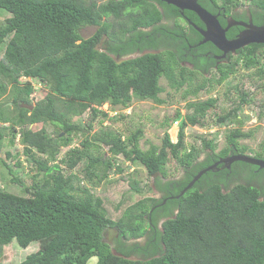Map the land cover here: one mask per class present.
<instances>
[{
  "label": "trees",
  "instance_id": "trees-1",
  "mask_svg": "<svg viewBox=\"0 0 264 264\" xmlns=\"http://www.w3.org/2000/svg\"><path fill=\"white\" fill-rule=\"evenodd\" d=\"M198 2L204 8L219 5L226 14L239 5V0ZM250 2L264 9V0ZM0 10L9 14L0 22V122L10 123L5 130L11 145L17 142L16 126L21 128L22 145L15 155L5 151L0 161L11 173L8 160L14 157L21 166V154L35 166L29 182L12 176L23 194L0 186V264L13 241L22 248L33 244L15 264H87L92 257L97 258L95 264H264V168L237 160L223 168L220 162L179 195L198 171L249 150L239 142L253 135L252 129L242 128L249 118L241 112L249 102L242 81L230 83L228 89L237 93L238 103L220 114L213 111L216 98L199 99V94L235 78L240 70L262 81L258 87L264 92V61L256 47H245L216 64L202 55L210 49L208 44L190 48L184 57L187 42L165 45L166 38L158 51L123 58L140 41L147 42L141 49L159 47L141 27L152 26L164 34V17L198 22L193 11L161 0H0ZM87 26L95 30L84 37L81 30ZM184 59L195 67L182 65ZM198 75L200 82L195 81ZM161 79L175 90L192 85L183 96L193 99H187L185 114L177 109L158 123L165 126L161 144L143 149L140 126H129L126 114L109 118L96 105L126 107L134 98L162 104ZM35 92L39 95L33 101ZM88 107L90 118L100 113L101 123L120 120L122 131L100 129L88 135L93 121L81 120ZM209 111L217 115V124L228 127L225 143L216 152L212 139L201 138L207 151L198 159L197 150L185 143L184 129L187 124L203 126ZM263 115L260 108L258 116ZM3 137L0 129V148ZM118 156L154 176L159 196L153 193L123 205L113 219L103 197L81 185L73 168L80 165L92 187L107 181L113 169L133 195H143L135 173L126 175L129 166L123 167ZM170 159L181 168L179 175L169 174ZM109 228L116 230L111 243L105 240Z\"/></svg>",
  "mask_w": 264,
  "mask_h": 264
},
{
  "label": "rangeland",
  "instance_id": "rangeland-1",
  "mask_svg": "<svg viewBox=\"0 0 264 264\" xmlns=\"http://www.w3.org/2000/svg\"><path fill=\"white\" fill-rule=\"evenodd\" d=\"M246 1L247 0H239V5L246 3ZM8 15L9 14L7 12L0 10V22H2ZM94 30V26L83 27V29L81 30V34L82 36L87 37L91 35ZM2 51L3 50H0V54L2 53ZM259 57L262 58V60L264 61V52L262 55L260 54ZM245 73L249 72L240 70L235 76V78L232 77V79H226L219 84L214 83L212 89L209 92H206L205 90H202L200 92L199 99H205L208 95H211L212 97L216 98V107L213 111L215 113L220 114L238 103L237 93L232 89L229 90L228 87L230 86V83H236L238 81L240 82L241 80L242 86L244 87L243 90L249 93V102H246L242 105L243 107L241 109V112L243 114H247L250 117L246 120L242 128L243 130L252 129L253 135L249 138L240 139L239 142L249 147V150L246 151V154L255 157H260L261 155H264V150L261 148V145L264 143V115L260 118L258 116V112L260 108L264 110V92L263 90H261V88L258 87L259 83H261L262 81H257L254 77L247 78L243 75ZM27 80L30 79L28 78ZM20 81L25 82L21 79ZM195 81L200 82L201 76L198 75ZM160 82L165 85V90L160 93V97L165 100L164 103L157 104L151 100H141L134 98L129 104V112L127 113V124L134 129L140 126L144 131V134L139 141L140 146L143 149H146L150 143L160 145L165 126H159L158 123L165 117L172 116L177 109H179L183 114H185L187 112L185 106L187 99H193L192 96H183V91L188 87L186 84L178 90H175L174 88H171L169 85H167L164 79H161ZM35 84L38 83L35 81ZM189 87L192 88V85H190ZM228 90L229 93L225 94ZM38 95L39 92H35L34 94H32L33 101L36 100ZM102 105H104L101 108L102 110H105L106 108L110 107L107 106V104L105 103ZM118 107L119 106H115L114 109H117ZM213 111H209L208 114L205 115V117L203 118V126H191L187 124L184 129L185 143L189 148L194 147L197 150L198 159H202L207 151V148H204L202 145L201 138H205L206 140L212 139L217 144L215 148L216 152L219 151L225 143V133L228 127L226 128V126L224 125L217 124V115L214 114ZM89 113L90 107H88L81 116V120L84 123L93 121L91 122L93 124L90 128L88 135L100 129H110L121 132L124 127V123H122L120 120H103V122L101 123L99 120L103 117L100 113L97 118H94V120L93 117L90 118ZM74 119L77 120V117H74ZM230 127L232 128L233 125H231ZM176 128L177 125L174 124V129ZM3 133L4 137L1 142L0 156L4 158L5 151H11L12 155H15L16 149L18 148L19 150H21L22 145L18 143V139L16 140V145H11L8 141L9 134L7 130L3 129ZM171 137L173 141L176 140L175 134H173ZM77 138L79 139V136H77ZM77 141L78 140L76 139L75 143H77ZM12 158L13 159L8 160L11 165L12 173L0 161V186L4 187L3 189L13 191L14 193L23 194V187L20 183L14 182L12 180V176L13 174H15L20 179H24L25 181L29 182L32 179L33 173L35 172V166L31 162L28 163L24 154H21L18 157V159L21 161V166L20 164H16V158ZM118 159L120 160L119 162L122 163L123 167H125L126 165L129 166V171L126 173V175L132 172L133 174L135 173V178L139 180V185L143 187V195H137L136 193L135 195H133L126 181H124V179H120V175L112 172L113 169L110 171V178H108L107 181L103 182L100 186L92 187L91 183L87 180L86 177H84V174L79 171L80 165L73 168V170L75 172H78L81 176V185L91 187L90 189L93 193L103 197L107 214L113 219H116L120 215L119 212L123 205H129L136 201L138 198H144L145 195L150 196L154 193L155 195L157 194L159 196V194L153 187L154 176H148L143 166L139 165L138 163H135L132 166H130L128 163L125 164L123 161H121L123 160L122 156H118ZM180 170L181 168L176 165L173 160L170 159L168 164L169 174L173 176L179 175ZM126 175H124V177ZM40 177L42 176L40 175ZM148 187H151V190H148ZM115 235L116 230L114 228H109L108 231L105 233V240L111 243V239ZM30 245L27 248H29ZM6 247L8 250H6V252L4 253V257L2 258L3 264H15L19 262L28 250L27 248H22L18 246L15 241L11 242L10 245H7ZM96 261L97 258L92 257L87 262V264H95Z\"/></svg>",
  "mask_w": 264,
  "mask_h": 264
},
{
  "label": "flooded vegetation",
  "instance_id": "flooded-vegetation-1",
  "mask_svg": "<svg viewBox=\"0 0 264 264\" xmlns=\"http://www.w3.org/2000/svg\"><path fill=\"white\" fill-rule=\"evenodd\" d=\"M251 0H247L246 3L240 4L236 7H233L230 13L226 14L225 12H222L221 8L219 5L217 6H212L210 8H205L208 10L211 14H213L219 24L225 28V36L227 39L232 40L238 37L242 32L245 30H248L254 26H264V9L261 8L260 5L258 4H252L250 2ZM199 3V2H198ZM200 4V3H199ZM159 7V6H158ZM182 11V10H181ZM198 17V16H197ZM163 24L168 27V30H166V34L169 36H166V34H162L159 31H155V29L152 26L148 27H141L142 32H149L148 34L144 35L146 38H149L150 36L153 37V40H156V44L159 46L158 48L155 47L153 49H147L143 48L141 49L146 41H143L139 43V47L136 48L134 51H132L130 54L125 55L123 58H129V57H135L140 54H143L144 52L148 50L152 51H158L161 48V41H165L166 38L167 40L164 42L165 45H177L178 43L181 42V40H185L187 42L188 47L184 48L186 51L185 53H182L184 57H186L189 54L190 48L194 46H200V45H205L208 44V47L210 48L209 50L205 51L202 55L214 59L216 61V64L225 62L227 61L230 57L236 56L240 54V52L245 48V47H256V51H259V54H263L264 52V44L263 43H250L248 45H245L241 48H237L234 51L231 50H223L218 48L216 45H214L210 40H204V36L202 35L200 30H205L207 28V24L203 23L199 17H198V22H194L190 20L188 17L186 18H175L174 16L170 17H164L163 18ZM177 23L182 25L183 27L179 26V30L181 33L179 34L176 29ZM158 25V24H156ZM175 28V30H174ZM150 34V35H149ZM151 39V38H150ZM196 41V43H195ZM192 56V55H191ZM182 65H186L187 67L194 68L195 65L189 61V60H183L180 61ZM189 65V66H188ZM189 67V68H190ZM246 154V153H245ZM236 155V154H232ZM228 155V156H232ZM249 155V154H247ZM264 156V155H261ZM255 157V156H253ZM259 159L264 160V158L261 157H256ZM222 158L217 159L214 163L220 161ZM221 162V161H220ZM219 162V163H220ZM212 163V164H214ZM217 165H220V164ZM222 167L230 168L231 163H222Z\"/></svg>",
  "mask_w": 264,
  "mask_h": 264
},
{
  "label": "water",
  "instance_id": "water-1",
  "mask_svg": "<svg viewBox=\"0 0 264 264\" xmlns=\"http://www.w3.org/2000/svg\"><path fill=\"white\" fill-rule=\"evenodd\" d=\"M168 4L176 6L180 10L188 9L197 14L199 19L207 24L205 30H200L204 36V40H210L214 45L223 50L234 51L237 48H241L250 43H263L264 44V26H254L248 30L242 32L235 39L229 40L225 36V28H223L217 18L211 14L208 10L202 7L198 0H161ZM10 104V103H9ZM22 106L32 109V105L22 104ZM244 161L251 164L258 165L260 168H264V160L253 157L247 154H236L222 158L220 161L223 163H231L233 161ZM216 162L204 169L200 170L197 175L187 184V186L180 192L179 195L183 194L185 190L190 188L194 182L206 171L214 169L217 164ZM179 195L175 197H179Z\"/></svg>",
  "mask_w": 264,
  "mask_h": 264
},
{
  "label": "built area",
  "instance_id": "built-area-1",
  "mask_svg": "<svg viewBox=\"0 0 264 264\" xmlns=\"http://www.w3.org/2000/svg\"><path fill=\"white\" fill-rule=\"evenodd\" d=\"M20 79L24 80L25 78L21 77ZM103 106L104 105H96V108L99 109L100 111H103V112L107 113V116L109 118L117 117L119 114H126L127 115V113L129 112V105L126 106V107H118L117 109L108 107L105 110H102L101 108ZM107 106H109V105L107 104ZM106 121H108V120H106Z\"/></svg>",
  "mask_w": 264,
  "mask_h": 264
},
{
  "label": "clouds",
  "instance_id": "clouds-1",
  "mask_svg": "<svg viewBox=\"0 0 264 264\" xmlns=\"http://www.w3.org/2000/svg\"><path fill=\"white\" fill-rule=\"evenodd\" d=\"M105 104H108V103H105ZM109 105V104H108ZM110 106V105H109ZM9 125H10V123L9 122H0V129H2V131H3V129H5L6 127H9ZM16 129H18V133H17V135L15 136V140H20V127L19 126H16ZM19 142V141H18Z\"/></svg>",
  "mask_w": 264,
  "mask_h": 264
},
{
  "label": "bare ground",
  "instance_id": "bare-ground-1",
  "mask_svg": "<svg viewBox=\"0 0 264 264\" xmlns=\"http://www.w3.org/2000/svg\"><path fill=\"white\" fill-rule=\"evenodd\" d=\"M249 117V116H248ZM250 118V117H249ZM14 129V128H13ZM240 140V139H239ZM240 154V153H239ZM225 158V157H224ZM199 172V171H198Z\"/></svg>",
  "mask_w": 264,
  "mask_h": 264
}]
</instances>
